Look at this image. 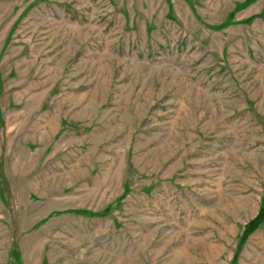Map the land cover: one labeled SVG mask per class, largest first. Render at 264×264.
<instances>
[{
    "label": "rangeland",
    "instance_id": "1",
    "mask_svg": "<svg viewBox=\"0 0 264 264\" xmlns=\"http://www.w3.org/2000/svg\"><path fill=\"white\" fill-rule=\"evenodd\" d=\"M264 0H0V264H264Z\"/></svg>",
    "mask_w": 264,
    "mask_h": 264
},
{
    "label": "trees",
    "instance_id": "2",
    "mask_svg": "<svg viewBox=\"0 0 264 264\" xmlns=\"http://www.w3.org/2000/svg\"><path fill=\"white\" fill-rule=\"evenodd\" d=\"M264 222V208H261L255 218H253L245 227L243 238H247L252 232H254Z\"/></svg>",
    "mask_w": 264,
    "mask_h": 264
}]
</instances>
